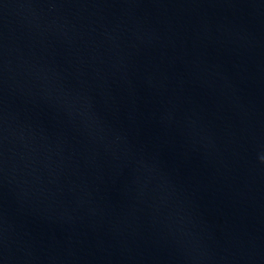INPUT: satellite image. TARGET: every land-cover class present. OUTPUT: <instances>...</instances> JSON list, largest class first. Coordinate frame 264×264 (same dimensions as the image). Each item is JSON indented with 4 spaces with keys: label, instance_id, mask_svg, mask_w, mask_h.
<instances>
[{
    "label": "water",
    "instance_id": "95a60500",
    "mask_svg": "<svg viewBox=\"0 0 264 264\" xmlns=\"http://www.w3.org/2000/svg\"><path fill=\"white\" fill-rule=\"evenodd\" d=\"M264 0H0V264H264Z\"/></svg>",
    "mask_w": 264,
    "mask_h": 264
},
{
    "label": "clouds",
    "instance_id": "9594fccd",
    "mask_svg": "<svg viewBox=\"0 0 264 264\" xmlns=\"http://www.w3.org/2000/svg\"><path fill=\"white\" fill-rule=\"evenodd\" d=\"M262 160H264V158H262Z\"/></svg>",
    "mask_w": 264,
    "mask_h": 264
}]
</instances>
